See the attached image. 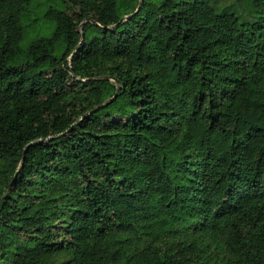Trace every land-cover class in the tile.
I'll use <instances>...</instances> for the list:
<instances>
[{
  "label": "trees",
  "instance_id": "16d2710c",
  "mask_svg": "<svg viewBox=\"0 0 264 264\" xmlns=\"http://www.w3.org/2000/svg\"><path fill=\"white\" fill-rule=\"evenodd\" d=\"M35 1L0 0V264H264V0L53 3L23 48Z\"/></svg>",
  "mask_w": 264,
  "mask_h": 264
},
{
  "label": "rangeland",
  "instance_id": "374dc122",
  "mask_svg": "<svg viewBox=\"0 0 264 264\" xmlns=\"http://www.w3.org/2000/svg\"><path fill=\"white\" fill-rule=\"evenodd\" d=\"M69 0H36L32 7V10L29 13L28 19V38L22 42V47L25 48L28 45V42L31 41L34 37H49L53 30V27L50 23L43 19V13L45 8L53 3H59L66 9L69 14L76 13L78 11V6L76 4L68 2ZM56 261H60L61 258L57 257Z\"/></svg>",
  "mask_w": 264,
  "mask_h": 264
}]
</instances>
